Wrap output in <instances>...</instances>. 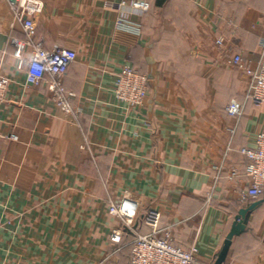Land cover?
Here are the masks:
<instances>
[{"label": "crops", "instance_id": "crops-1", "mask_svg": "<svg viewBox=\"0 0 264 264\" xmlns=\"http://www.w3.org/2000/svg\"><path fill=\"white\" fill-rule=\"evenodd\" d=\"M40 1L34 42L75 51L64 86L78 113L64 115L43 84H26L28 52L22 62L12 44L26 37L0 0V73L9 80L0 105V264H128L131 242L109 240L117 226L109 202L123 200L137 202L139 225L147 209L160 211L173 244L195 246L213 264L235 215L255 203L241 199L248 179L239 150L264 131V106L226 114L249 82L226 61L240 53L255 66L264 0H144L147 12L134 0ZM121 18L133 31L118 28ZM123 65L148 78L137 110L116 103ZM224 264H264V202Z\"/></svg>", "mask_w": 264, "mask_h": 264}, {"label": "built area", "instance_id": "built-area-1", "mask_svg": "<svg viewBox=\"0 0 264 264\" xmlns=\"http://www.w3.org/2000/svg\"><path fill=\"white\" fill-rule=\"evenodd\" d=\"M6 1L15 20L21 23L26 37L25 40L12 41L15 58L23 62L24 54L28 52L25 60L26 84H43L51 100L64 115L77 116L78 112H74L71 105L74 94L68 92L64 86L66 72L77 57L75 51L60 46L47 50L34 42L35 18L43 10L40 0ZM131 6L140 12L150 9L149 2L144 0H134ZM117 26L124 31H133L135 27L124 18L118 20ZM223 44L222 37L215 40L217 47H222ZM258 44L259 58L254 67L247 66L240 53L234 54L226 61L229 68L243 72L249 78L242 100L232 99L225 108L226 114L232 118L239 119L246 104L254 107L264 106V37L260 38ZM147 83L146 75L130 65H123L116 74L114 84L117 105L125 110L141 108L147 96ZM8 85V78L0 73V105L5 100ZM239 153L247 160L244 173L248 179V187L242 193L241 199L256 200L264 195V131L255 136L253 147H243ZM235 175L233 172L232 176ZM137 205V202L123 200L110 201L108 206V213L117 221V226L111 230L110 242L120 244L124 233L133 237L130 243L131 264H204L198 257V249L195 246L182 249L173 244L171 228H159L162 215L157 209L149 208L144 213L140 225L146 227L149 232L142 233L136 221Z\"/></svg>", "mask_w": 264, "mask_h": 264}, {"label": "water", "instance_id": "water-1", "mask_svg": "<svg viewBox=\"0 0 264 264\" xmlns=\"http://www.w3.org/2000/svg\"><path fill=\"white\" fill-rule=\"evenodd\" d=\"M264 200L259 202L252 203L246 208H241L238 213L235 215L231 228L226 235L221 248L216 254L213 264H224L230 249L233 237H237L245 231L247 220L250 216V213L254 208L260 205Z\"/></svg>", "mask_w": 264, "mask_h": 264}, {"label": "trees", "instance_id": "trees-1", "mask_svg": "<svg viewBox=\"0 0 264 264\" xmlns=\"http://www.w3.org/2000/svg\"><path fill=\"white\" fill-rule=\"evenodd\" d=\"M163 1H165V0H158L157 1V4L159 5H161V3H163ZM150 4V3H149ZM150 8H151V4H150ZM261 199H264V195H262V196H260L258 199H256V200H250V201H252V202H256V201H259V200H261ZM251 202V203H252ZM136 221H137V223L139 224V218H137L136 217ZM141 231V230H140ZM132 239H133V237L130 235V234H128V233H124V235H123V237H122V241H121V243L120 244H124L125 242H131L132 241ZM123 253L124 254H128L127 256H128V264H131V245L130 246H128V247H126V249H124L123 250Z\"/></svg>", "mask_w": 264, "mask_h": 264}]
</instances>
